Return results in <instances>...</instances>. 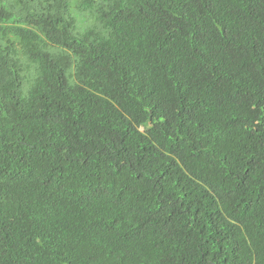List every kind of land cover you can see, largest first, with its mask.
I'll return each instance as SVG.
<instances>
[{"label": "trees", "instance_id": "obj_1", "mask_svg": "<svg viewBox=\"0 0 264 264\" xmlns=\"http://www.w3.org/2000/svg\"><path fill=\"white\" fill-rule=\"evenodd\" d=\"M0 264H264V0H0Z\"/></svg>", "mask_w": 264, "mask_h": 264}]
</instances>
